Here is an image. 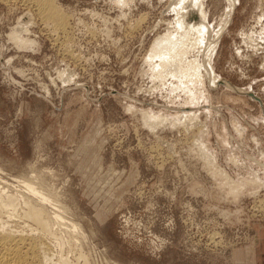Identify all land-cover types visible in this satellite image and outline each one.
Returning <instances> with one entry per match:
<instances>
[{
    "label": "rangeland",
    "instance_id": "rangeland-1",
    "mask_svg": "<svg viewBox=\"0 0 264 264\" xmlns=\"http://www.w3.org/2000/svg\"><path fill=\"white\" fill-rule=\"evenodd\" d=\"M29 3L0 0V190L54 196L53 262L258 264L264 0Z\"/></svg>",
    "mask_w": 264,
    "mask_h": 264
},
{
    "label": "bare ground",
    "instance_id": "bare-ground-1",
    "mask_svg": "<svg viewBox=\"0 0 264 264\" xmlns=\"http://www.w3.org/2000/svg\"><path fill=\"white\" fill-rule=\"evenodd\" d=\"M29 2H32V4L36 3L35 6L37 7L38 12L41 15V18L47 21L49 18H52L58 25L57 27H65L63 26V14L56 9V6H54L53 4V0H40V2L29 0ZM59 13H61L62 15ZM199 15L201 21H204L202 18V16L204 17V14L202 13L201 15V13H199ZM194 18L196 19L197 16ZM204 18H206V16ZM202 24L203 23H201L200 25ZM201 29L203 30V28ZM27 180L24 181L23 179L22 181H20V184H23L24 188L26 189L27 195L20 194L22 196L18 195L19 197L16 195H6L3 193L4 191L1 192L0 190V264H69L62 258H59L58 262L54 263L53 258L50 254L49 245H47V241L49 240H47V238H52L55 235L53 233V226L57 224L58 220H60V217L57 214H49L47 210V205L53 206L56 204H53V202L55 201L51 197L53 195L50 196L48 194L49 192L45 194L41 191V189L39 190L37 186L35 187L31 183H27ZM31 181L32 180H30L29 182ZM14 217H18V220L26 224L25 226L23 225L25 227V230L23 229L24 227H22L21 229L24 231L18 230L19 232H14L7 227L9 223L8 219H12L13 221ZM71 228L76 229V226L72 224Z\"/></svg>",
    "mask_w": 264,
    "mask_h": 264
},
{
    "label": "crops",
    "instance_id": "crops-1",
    "mask_svg": "<svg viewBox=\"0 0 264 264\" xmlns=\"http://www.w3.org/2000/svg\"><path fill=\"white\" fill-rule=\"evenodd\" d=\"M260 234H263V232H258L257 236H256V244L263 246L264 245V234L263 237H259ZM259 235V236H258ZM262 248V247H261ZM263 249V248H262ZM258 264H264V250H262L261 252H259L258 254Z\"/></svg>",
    "mask_w": 264,
    "mask_h": 264
},
{
    "label": "water",
    "instance_id": "water-1",
    "mask_svg": "<svg viewBox=\"0 0 264 264\" xmlns=\"http://www.w3.org/2000/svg\"><path fill=\"white\" fill-rule=\"evenodd\" d=\"M251 97H253V96H251Z\"/></svg>",
    "mask_w": 264,
    "mask_h": 264
}]
</instances>
